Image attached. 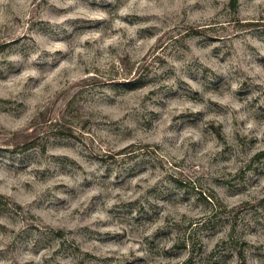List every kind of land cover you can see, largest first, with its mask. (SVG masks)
Returning a JSON list of instances; mask_svg holds the SVG:
<instances>
[{
	"label": "rangeland",
	"instance_id": "rangeland-1",
	"mask_svg": "<svg viewBox=\"0 0 264 264\" xmlns=\"http://www.w3.org/2000/svg\"><path fill=\"white\" fill-rule=\"evenodd\" d=\"M262 151L264 0H0V264H264Z\"/></svg>",
	"mask_w": 264,
	"mask_h": 264
},
{
	"label": "trees",
	"instance_id": "trees-1",
	"mask_svg": "<svg viewBox=\"0 0 264 264\" xmlns=\"http://www.w3.org/2000/svg\"><path fill=\"white\" fill-rule=\"evenodd\" d=\"M235 11H237L236 10V7H235ZM197 30H202V29H197ZM198 32H202V31H197V33H190L191 35H193V34H198ZM216 133H217V136L219 137V138H221L222 137V132L219 130V129H216ZM132 148V147H131ZM145 148H150V146L149 145H145ZM130 148H125V149H123V150H121V151H119V152H117V153H114V154H111L110 155V158L111 159H113V160H116V158H118V156H121V155H124L125 154V157H129V159L131 158V157H135L136 156V154L137 153H135L136 151H132V152H129V153H126L128 150H129ZM264 155V151H262L261 153H258L257 155H256V157H260V156H263ZM9 199L7 198V197H5L4 195H2V194H0V204H4V203H2V202H6V204H7V202L9 203V201H8ZM57 234H59L58 236H62V234H63V231H58L57 232ZM186 240V239H185ZM183 241L182 240V245H183V247L184 248H188V249H190V247H194V246H192L193 245V241H192V239H191V237H190V235H189V237H188V239L186 240V241ZM191 251H192V249H191ZM239 256H240V258L243 260V262H244V264H248V262H247V259H246V255H244V253L243 252H240L239 253Z\"/></svg>",
	"mask_w": 264,
	"mask_h": 264
}]
</instances>
